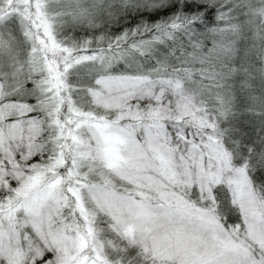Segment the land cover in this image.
Here are the masks:
<instances>
[{
    "label": "snow or ice",
    "instance_id": "obj_1",
    "mask_svg": "<svg viewBox=\"0 0 264 264\" xmlns=\"http://www.w3.org/2000/svg\"><path fill=\"white\" fill-rule=\"evenodd\" d=\"M0 264H264V0H0Z\"/></svg>",
    "mask_w": 264,
    "mask_h": 264
}]
</instances>
